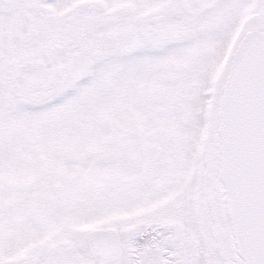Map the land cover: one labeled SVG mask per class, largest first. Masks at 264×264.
<instances>
[{
    "label": "snow or ice",
    "instance_id": "obj_1",
    "mask_svg": "<svg viewBox=\"0 0 264 264\" xmlns=\"http://www.w3.org/2000/svg\"><path fill=\"white\" fill-rule=\"evenodd\" d=\"M0 264H264V0H0Z\"/></svg>",
    "mask_w": 264,
    "mask_h": 264
}]
</instances>
